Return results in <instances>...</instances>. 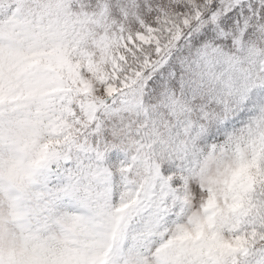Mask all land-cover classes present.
<instances>
[{"label":"snow or ice","instance_id":"obj_1","mask_svg":"<svg viewBox=\"0 0 264 264\" xmlns=\"http://www.w3.org/2000/svg\"><path fill=\"white\" fill-rule=\"evenodd\" d=\"M0 264H264V0H0Z\"/></svg>","mask_w":264,"mask_h":264}]
</instances>
